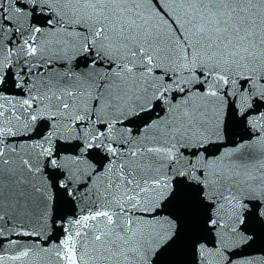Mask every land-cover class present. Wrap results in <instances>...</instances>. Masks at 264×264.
Returning <instances> with one entry per match:
<instances>
[{"label":"snow or ice","instance_id":"snow-or-ice-1","mask_svg":"<svg viewBox=\"0 0 264 264\" xmlns=\"http://www.w3.org/2000/svg\"><path fill=\"white\" fill-rule=\"evenodd\" d=\"M177 252L264 264V0H0V264Z\"/></svg>","mask_w":264,"mask_h":264},{"label":"water","instance_id":"water-1","mask_svg":"<svg viewBox=\"0 0 264 264\" xmlns=\"http://www.w3.org/2000/svg\"><path fill=\"white\" fill-rule=\"evenodd\" d=\"M261 247L262 245L257 243L252 249H250V251H258ZM163 260L165 264L169 261L174 262V264H190L191 257L183 254L182 252H177L174 255L164 257Z\"/></svg>","mask_w":264,"mask_h":264}]
</instances>
